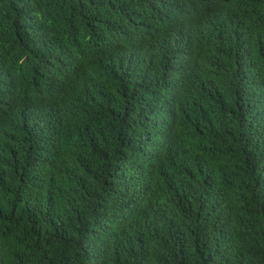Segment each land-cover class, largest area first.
<instances>
[{
    "label": "trees",
    "instance_id": "obj_1",
    "mask_svg": "<svg viewBox=\"0 0 264 264\" xmlns=\"http://www.w3.org/2000/svg\"><path fill=\"white\" fill-rule=\"evenodd\" d=\"M0 264H264V0H0Z\"/></svg>",
    "mask_w": 264,
    "mask_h": 264
}]
</instances>
